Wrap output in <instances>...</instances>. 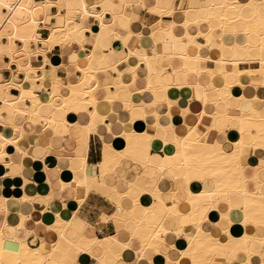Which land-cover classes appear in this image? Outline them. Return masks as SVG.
<instances>
[{"label": "bare ground", "instance_id": "bare-ground-1", "mask_svg": "<svg viewBox=\"0 0 264 264\" xmlns=\"http://www.w3.org/2000/svg\"><path fill=\"white\" fill-rule=\"evenodd\" d=\"M111 1L115 2V0ZM258 4L262 6L259 7ZM52 9H56V13H53ZM106 11L109 9L104 8L98 11L97 6H89L86 0H0V60L4 58L10 60L2 68L10 70L13 75L10 81L0 84V124L4 128L11 129L17 136L14 140L0 133V164L6 165L7 146L16 145L17 141L24 137L25 132L16 118L43 121L45 127L54 128L58 124L52 117L54 111H60L63 114L88 113L90 123L82 126L89 132H96L101 128L102 134L121 137L126 146L122 151H118L110 145H105L104 159L98 166L101 170L99 176L91 175L89 172L91 167L83 163L78 168L79 173L71 171L73 176H80L77 179L74 178L73 182L62 183V185L63 188L72 187L74 191H77L80 198L78 203H81L92 190L102 191L108 198L115 201L117 211L110 219L119 230L123 226L126 227L124 231L126 240H122L120 235L100 240L87 236L84 229L77 231L75 237H71L69 228L76 227L78 224L73 215L72 220L63 221L58 218L53 226L48 227L58 234V241L53 244L52 251L48 255H43L45 253L31 249L18 240L16 241L19 243V248L13 249L7 245L0 232V264H75L81 254L95 257L98 264H186V261L189 264H234L240 260L241 256L245 257L243 264H255L251 245L259 242L264 249V180L256 177L259 189L257 188L258 191H254L255 193H249L243 187L245 179L242 176V170L247 165L243 162L252 158L259 160L255 166L256 171L260 173L264 170L262 165L264 164V117L262 116L264 107L263 99H259L255 93L259 89H264V0L246 2L225 0L219 7L211 5L212 13L208 19L198 20L193 24L186 23L185 26L191 28L209 26L210 33H219L220 38L231 37L240 32L247 37H255L257 44L246 45V48L259 49L261 57L259 56L258 60L246 61L243 65H248L249 68L241 70V63L238 61H225L221 57L220 52L224 43L214 42L210 33L199 32L204 41V46L200 48L195 46L194 34L192 32L186 34L188 50L186 54L179 55L184 62L185 74L192 73L187 66L193 58L199 61L206 60L209 63V69L205 73L194 72L208 79V84L198 86L201 89L198 98L205 106L216 104L218 111L210 114L202 112L200 123L204 118H209L211 121L206 131L201 130L199 124L191 127L186 136H176L172 141L177 149L176 154L163 157L159 165H154L149 158V150L151 151L149 144L154 137L148 136L142 130L138 131V128L131 130L127 126L137 122L140 124V109H134L136 106L132 99L129 102H122L117 96V89L121 86L127 87L132 95L140 94L141 91L139 92L138 89L132 91L129 85H123L121 82L114 84L116 88L114 92H111L109 87L106 88L108 96L103 103L108 104L110 109L109 112L104 113L100 109L101 103L95 97V91L98 88L96 73L92 68H87L80 69L82 77L76 83L62 84L68 90L66 94L53 87L48 94V101L41 100L40 95L48 92V89H44L47 88L45 85V69L49 63L47 54L55 46L73 45L84 51L88 40L87 32H90L94 44L86 57L91 60L94 49L102 41L98 31L101 28L110 27L105 22ZM247 12H250L249 15ZM111 13L113 16L116 14L114 11ZM86 20L96 24L86 28L84 26ZM125 23L129 25L130 20L127 18ZM148 25L151 33L163 29L157 20ZM168 27L172 28L173 25H168L165 29H169ZM44 30L48 31V36L42 38ZM131 36V34L124 37L114 35V38L128 45L127 40ZM32 44L34 49L31 48ZM161 55L163 54L156 53L153 59L139 58V61L146 64L149 69V76L153 73L162 74L163 70L156 72L154 68L152 69V66L156 67ZM39 56H42L44 61L39 66H34L33 63ZM169 57L172 55L169 54ZM102 64L101 68H105L104 63ZM139 65L129 71L133 77ZM11 66H16V69L12 70ZM55 69V67L52 69L54 73ZM38 70L42 72L41 75L37 74ZM20 73L25 75L24 80H15V75ZM244 77H259L262 79V84L250 86L242 81ZM217 79L221 81V85L215 83ZM56 80L62 81L59 77ZM246 86L255 91L253 96L243 92ZM11 89L19 91V96L13 100L7 99ZM147 89L152 90L149 85ZM223 90L229 92L231 102V99L221 96ZM236 92L238 94H235ZM208 93H213L215 97H209ZM234 94L239 98H234ZM245 100L254 105L259 103L262 109H257L255 106L249 112L241 110L240 102ZM233 101L238 103L237 107L233 106ZM118 109L124 111V116H119ZM107 118L110 119V124L106 123ZM220 119L232 124L229 130L234 128L239 132L238 141L225 144L209 141L212 131L222 130L217 124ZM63 124L66 127L69 126L66 120ZM245 137L251 139L249 143L244 141ZM131 160L136 164L135 170L141 169L142 172L131 178H122L121 166ZM167 169H170V173H174L176 177L167 190L170 194L169 200L163 198L164 191H161L158 186L153 189L147 186L148 178L160 181L164 178ZM108 176H116L127 181V190L122 192L117 187L110 186L107 182ZM177 182L184 185L181 196L178 195ZM195 182L209 184L212 189L204 188L200 192H194L191 186ZM143 193L151 194L150 206L143 205L141 199ZM0 200L3 203L5 201ZM233 201L238 203L239 209L244 213L242 223L246 232L240 238L229 237L227 242H223L205 231L203 225L206 221L208 222L212 212L219 214L222 221L228 222V215L234 209ZM222 204L226 205L225 213L219 212V206ZM184 215L191 217V225L196 230L194 236H183L181 226L178 229L169 230L164 224L169 218L176 220L179 224ZM103 220L108 221L109 218L104 216ZM130 223L132 225L128 226ZM259 229L263 230L262 235L258 234ZM171 236L182 242L184 246L180 249L176 243L169 244L167 241ZM134 241L142 245L139 251L131 248ZM113 244L118 245L120 249L118 254L113 253ZM163 245L169 253H160V247ZM95 249H99L103 255H94ZM125 253L131 254L129 258H125L126 262L122 260ZM153 255H158L160 260L153 262ZM207 259L208 261H205ZM259 264H264V251L260 255Z\"/></svg>", "mask_w": 264, "mask_h": 264}, {"label": "crops", "instance_id": "crops-1", "mask_svg": "<svg viewBox=\"0 0 264 264\" xmlns=\"http://www.w3.org/2000/svg\"><path fill=\"white\" fill-rule=\"evenodd\" d=\"M224 1L115 0V2H112L111 0H86L89 6H97L98 11L104 8L109 9V11H106L105 22L110 27H104L98 31L102 41L94 49L91 60L86 57L94 44L90 32H87L88 40L84 51L73 45L55 46L47 54L49 60L45 69V85H47V88L44 89H48V92L40 95L41 100L43 102L48 101V94L53 87L66 94L68 90L62 84L76 83L82 77L80 69L87 68H92L96 73L98 88L95 91V97L101 103L100 109L104 113L109 112L110 109L108 104L103 103L108 96L106 88L109 87L110 91L114 92L116 91L114 84L121 82L123 85H129L132 91L138 89L139 92L141 91L140 94L132 95L127 87L121 86L117 89V96L122 102H129L132 99L133 104L136 106L134 109H140V124L137 122L127 126L131 130L138 128V131L142 130L148 136L154 137L149 144V149H151V151L149 150V158L154 165H159L163 157L176 154V146L172 143L176 136H186L191 127L199 124L200 129L206 131V127L211 124V121L209 118H204L200 123L202 112L205 111L210 114L218 111L216 104L205 106L198 98L201 94V89L198 86L208 84V79L205 76L200 77L194 72L205 73L209 69V63L206 60L199 61L193 58L187 66L192 73L185 74L184 62L179 55L187 53L188 40H186V34L192 32L196 37L195 46L200 48L204 46V41L199 32L202 31L203 34L210 33L209 26L202 25L198 28H191L186 27V23L193 24L198 20L208 19L212 13L210 11L211 5L219 7ZM240 1L246 2L248 0ZM258 6L261 7L262 4H258ZM111 11L116 12V14L113 16ZM52 12L56 13V9H52ZM249 13L247 12V15ZM127 18L130 20L129 25L125 23ZM156 20L163 29L151 33L148 24ZM95 24L89 20L84 22L86 28H90ZM168 25H173V27L165 29ZM47 32L46 30L42 32V38L48 36ZM130 34L132 36L127 40L128 45L124 44L122 40L114 38V35L124 37ZM210 35L214 42L222 41L224 43L220 52L221 57L225 61H238L241 63V70L249 68L248 65H243L246 61L258 60L261 57L259 49L255 47L246 48V45L257 44L255 37H247L242 32L231 37L222 38L216 32H212ZM31 48L34 49L33 44ZM156 53L163 55L158 58L156 67L152 66V69L154 68L156 72L163 70V72L161 75L153 73L149 76V69L146 64L139 61V58L149 57L153 59ZM169 54L172 57H169ZM43 61L44 58L39 56L33 65L39 66ZM9 62L8 58L0 60V84L13 78L10 70L2 68L4 64ZM102 63H104L105 68H101ZM138 64H140L139 68L137 67L134 71L135 77H133L129 71H132ZM53 67L56 68L55 73L54 70L52 71ZM11 69L15 70L16 66H11ZM37 74L41 75L42 72L38 70ZM55 77H59L62 81L58 82ZM23 78H25L23 73L16 74L14 77L17 81H22ZM242 81L253 87L262 84V79L259 77H244ZM215 83L221 85L219 79ZM148 85L152 90L147 89ZM243 92H246L248 96H253L255 91L247 87ZM255 93L259 99H263L262 106L264 107V89H259ZM235 94H238V92ZM235 94L233 97L239 98ZM208 95L209 97L214 96L213 93H208ZM18 96L19 91L11 89L7 99L13 100ZM221 96L228 100L231 99V95L226 90L222 91ZM233 106L237 107L238 103L233 101ZM255 106L257 109H262L259 103L254 105L248 100L241 101L239 108L249 112ZM118 113L119 116H124V111L121 109H118ZM262 116L264 117V114ZM52 117L58 122L54 128L45 127L43 121L16 118L25 132L24 137L19 139L16 145L7 146L5 150L7 166L0 164V199L5 200L4 203L0 200V232L3 234L7 245L13 249H18L19 243L16 241L18 240L31 249L39 250L42 254L45 253L43 255H48L52 251L53 244L58 241L56 231L54 232L48 227L53 226L58 218L63 221L72 220L73 215H75L74 218L78 224L76 227L69 228L71 237H75L77 231L84 229L87 236L96 237L100 240L117 235H120L122 240H126L124 232L126 227L123 226L119 230L114 221L110 219L117 211L115 201L108 198L102 191L92 190L81 203H78L80 198L77 191H74L72 187L63 188L62 185V183L73 182L74 178L77 179L80 176H73L71 171L79 173L80 169L78 168L83 163L91 167L89 169L91 175L99 176L101 170L98 166L103 162L105 145H110L113 149L122 151L126 146L124 139L109 134L106 135V133L102 134L101 128L96 132H89L87 128L82 126L90 123L88 113L63 114L60 111H54ZM65 120L69 123L68 127L63 124ZM106 123L110 124V119L107 118ZM217 124L223 131H212L209 137L210 142L225 144L240 139V134L233 128L234 126L233 129L229 130L232 126L231 123L220 119ZM0 133H4L8 138L17 139L11 129L4 128L1 124ZM112 137L114 138L112 139ZM250 140L249 137L244 138L246 143H249ZM249 160L243 162V164H247L242 170V176L245 179V186L243 185V187L245 191L255 193L259 189V184L255 178L258 177L264 180V170L260 173L256 171L255 166L259 162L257 158ZM262 165L264 166V164ZM135 169V162L133 163L132 160L126 161L121 166L120 175L122 178H131L141 174V169L138 171ZM175 178L174 173H170V169H167L164 178L160 181L148 178L147 186L151 189L158 186L161 191H164L163 198L169 200L170 194L167 190L170 188L169 184L174 183ZM107 182L110 186L117 187L119 191L124 192L127 190V181L124 179L108 176ZM176 185L179 189L178 195L181 196L184 185L178 182ZM191 188L194 192H200L204 188L206 190L212 189L209 184L204 185L196 182L193 183ZM141 199L145 207L152 204L151 194L143 193ZM233 206L234 209L228 215L229 223L222 221L219 214L212 212L208 222L206 221L203 225L204 230L223 242H227L229 237L235 239L242 237V234L246 232L242 223L244 213L239 209L236 201H233ZM219 210L220 213H225L227 210L226 205H220ZM104 216L109 220L104 221ZM190 220L191 217L184 215L180 219V225L171 218L166 219L164 224L169 230L178 229L181 226L183 227L182 235L190 237L196 233L193 225H191L192 220ZM131 225L130 223L128 226ZM257 232L259 235L263 234L262 229ZM167 242L169 244L176 243L180 249L184 246L182 242L177 241L172 236ZM117 246V244L112 245L113 253L118 254L120 252ZM251 247L254 252V263L259 264L260 255L264 251L263 246L259 242H254ZM131 248L134 251H139L142 245L134 241ZM160 253L166 254L169 251L163 245L160 247ZM94 255L102 256L103 253L101 254L99 249H95ZM130 255L125 253L122 260L126 262ZM152 258L153 262L160 260L158 255H153ZM244 260L245 257L241 256L240 260H237L234 264H243ZM75 264H98V262L95 257L81 254ZM186 264L189 263L186 261Z\"/></svg>", "mask_w": 264, "mask_h": 264}, {"label": "rangeland", "instance_id": "rangeland-1", "mask_svg": "<svg viewBox=\"0 0 264 264\" xmlns=\"http://www.w3.org/2000/svg\"><path fill=\"white\" fill-rule=\"evenodd\" d=\"M47 33H48V32H47ZM116 204H117V203H116ZM112 218H113V217H112ZM112 218H111V219H112ZM205 261H208V259H207V260H205ZM195 264H196V263H195Z\"/></svg>", "mask_w": 264, "mask_h": 264}]
</instances>
